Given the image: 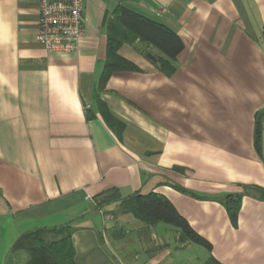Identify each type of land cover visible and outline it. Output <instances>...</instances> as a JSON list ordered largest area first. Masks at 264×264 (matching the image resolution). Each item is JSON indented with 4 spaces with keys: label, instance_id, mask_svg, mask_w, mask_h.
I'll use <instances>...</instances> for the list:
<instances>
[{
    "label": "crops",
    "instance_id": "1",
    "mask_svg": "<svg viewBox=\"0 0 264 264\" xmlns=\"http://www.w3.org/2000/svg\"><path fill=\"white\" fill-rule=\"evenodd\" d=\"M38 1L0 0V264L27 263L13 251L23 234L65 226L76 264H192L176 232L167 240L120 202L97 207L109 191L167 198L208 259L264 264V0H87L74 52L37 42ZM119 6L184 48L161 67L158 50L124 45L138 71H114L101 89ZM228 195L241 196L235 221Z\"/></svg>",
    "mask_w": 264,
    "mask_h": 264
},
{
    "label": "trees",
    "instance_id": "2",
    "mask_svg": "<svg viewBox=\"0 0 264 264\" xmlns=\"http://www.w3.org/2000/svg\"><path fill=\"white\" fill-rule=\"evenodd\" d=\"M109 32L108 59L100 82L104 89L114 71H138L131 62L119 55L124 45L134 44L137 40L147 48H154L164 54L168 61L160 60L161 67L176 60L184 46L180 38L169 27L151 21L123 6L117 7L113 14L106 19ZM146 58L156 62V58L146 52ZM262 116H257V130L255 132V148L262 154L263 132L261 129ZM260 198L264 200V190H258ZM97 207H104L111 203L120 202V210L124 215H132L136 220L147 226L164 223L177 229L179 240L201 246L211 251V245L199 236L164 196L151 192L147 195L140 193L122 198L118 193L109 191L94 198ZM241 204V196L228 195L224 198V205L233 221L236 220ZM73 230L68 227L54 229H38L23 234L15 243L14 252H24L29 259L26 264H76V252L72 241ZM205 264H220L211 257Z\"/></svg>",
    "mask_w": 264,
    "mask_h": 264
},
{
    "label": "built area",
    "instance_id": "3",
    "mask_svg": "<svg viewBox=\"0 0 264 264\" xmlns=\"http://www.w3.org/2000/svg\"><path fill=\"white\" fill-rule=\"evenodd\" d=\"M87 0H39L37 42L48 52H74L85 33Z\"/></svg>",
    "mask_w": 264,
    "mask_h": 264
},
{
    "label": "rangeland",
    "instance_id": "4",
    "mask_svg": "<svg viewBox=\"0 0 264 264\" xmlns=\"http://www.w3.org/2000/svg\"><path fill=\"white\" fill-rule=\"evenodd\" d=\"M144 46V45H143ZM119 212L122 213V210H120ZM118 213V212H117ZM132 216V215H131ZM140 222V221H139ZM142 223V222H141ZM144 224V223H142ZM145 226H147L146 224H144ZM151 227V226H150ZM153 227H160V228H165L166 230H171V232L169 231H166V233L168 232L169 235L167 236V240H172L173 238V233L176 232V234L178 235V238L180 237V233L177 229L171 227V226H168L164 223H161V224H158L156 226H153ZM171 233V234H170ZM179 243H180V246H185V245H189L190 243L186 242V243H183L179 240ZM188 254L191 255V263L192 264H203L206 262V260L208 259V253L205 249L201 248L200 246H196L194 244L191 245V249L187 250ZM23 257V261H27L28 259V255L26 253H24L22 255ZM190 258V257H189ZM22 260V258H21ZM24 263V262H23ZM26 263V262H25Z\"/></svg>",
    "mask_w": 264,
    "mask_h": 264
}]
</instances>
